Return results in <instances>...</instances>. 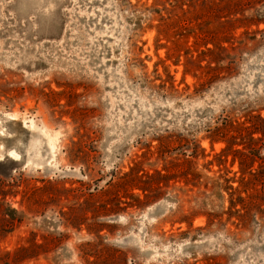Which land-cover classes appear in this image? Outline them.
Masks as SVG:
<instances>
[{
    "label": "rangeland",
    "instance_id": "rangeland-1",
    "mask_svg": "<svg viewBox=\"0 0 264 264\" xmlns=\"http://www.w3.org/2000/svg\"><path fill=\"white\" fill-rule=\"evenodd\" d=\"M258 117L264 0H0V264H264Z\"/></svg>",
    "mask_w": 264,
    "mask_h": 264
},
{
    "label": "trees",
    "instance_id": "trees-1",
    "mask_svg": "<svg viewBox=\"0 0 264 264\" xmlns=\"http://www.w3.org/2000/svg\"><path fill=\"white\" fill-rule=\"evenodd\" d=\"M247 1H248V3L249 2L251 3L252 0H247ZM256 1L257 2H259V1L261 2V0H256ZM233 5H234V3H233ZM207 51H209V50H207ZM204 53H206V52H204ZM258 118L260 120H264L262 117H258ZM254 128L256 130H261L257 126H254ZM262 173L263 174H261L260 176H258L257 174H254V173H250L252 175V178L245 179V176H243L241 178V180H240V182L242 183L243 186L245 185V186L248 187L250 185L252 187V189L254 190L252 195H250V197L253 199L252 200V205L247 204V202L245 201V198L241 195V190L239 188L233 187V185L230 184L231 183V178H226L225 179V183L224 184L222 183L224 185L225 189H231V191L232 190L237 191L236 189L240 190V192L237 193V200L236 201L233 199V194L234 193H232L233 201H232L231 205H232V207H237L240 204L242 205V207L240 209L238 208L236 211L238 212L240 217H243V219L245 218L246 215L248 216L250 214L249 208H251V207L260 208L261 206L264 205V204L261 203L262 198L264 199V193H263V197H261V194L259 193V190L257 189L258 181L260 183L264 184V172H262ZM159 175H161L162 177L167 176L165 174H162L159 171H158V174H156L155 176L146 175V176H148L146 179H145V176H143V174H140V175L137 174V175H135V180L138 181V182H136V183H138V184H136V186H139V184H140L139 188L144 190V192H146V196H148L149 195L148 191L151 190V189L153 191V187H154L153 185H154L155 177L156 178H158V177L161 178ZM258 193L260 195H257ZM258 197H259V199L261 201L257 200ZM244 209H246V211H243ZM258 211H260L262 214H264V209H256V212H258ZM212 221H213V219H211V222Z\"/></svg>",
    "mask_w": 264,
    "mask_h": 264
}]
</instances>
